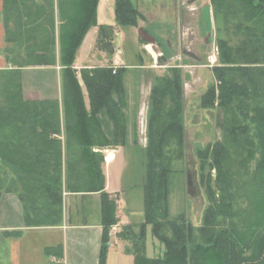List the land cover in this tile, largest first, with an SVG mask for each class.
<instances>
[{
	"label": "trees",
	"instance_id": "1",
	"mask_svg": "<svg viewBox=\"0 0 264 264\" xmlns=\"http://www.w3.org/2000/svg\"><path fill=\"white\" fill-rule=\"evenodd\" d=\"M98 1L58 0L57 43L55 0H3L5 52L11 67L0 70V195L18 194L26 226H54L64 220V192L100 193L103 233L98 264H105L111 228L119 218L117 201L106 191L101 149L127 142L118 135L125 131L126 66L83 68L87 105L74 64L88 30L98 25ZM211 4L226 23L241 18L235 23L241 40L232 46L218 38L219 62L212 70L216 83L201 96L202 107L223 109V140L198 150L201 161L214 171L207 177L209 204L198 235L186 213L175 218L169 214L171 169L165 147L172 139L180 147L184 140L183 85L174 67L172 74L156 80L151 92L144 220L137 232L132 224L120 232L134 264H264V0ZM140 18L131 0H116L117 25H138ZM114 34L115 26L100 25L97 47L114 53ZM56 64L61 66V98H27L22 69ZM105 116L115 125L113 136L105 129ZM239 175L246 177L243 193L237 190ZM148 226L165 246L161 257L147 255ZM47 252L62 256L63 247Z\"/></svg>",
	"mask_w": 264,
	"mask_h": 264
},
{
	"label": "rangeland",
	"instance_id": "2",
	"mask_svg": "<svg viewBox=\"0 0 264 264\" xmlns=\"http://www.w3.org/2000/svg\"><path fill=\"white\" fill-rule=\"evenodd\" d=\"M110 1H102L103 15L104 19L111 17L115 22V14L113 15L112 11L108 9ZM173 1L131 0L137 9L142 5L145 10H155L156 20L148 19L142 26L145 27V33L140 35L138 25H116L115 34L119 33L122 37L119 42V50L114 47L115 51L111 53L106 49L98 48L97 44V49L90 48L92 36L90 34H92V28L95 27L92 26L76 52L75 63L83 66V68H90L84 67V65L90 64H97L93 67L109 64L116 67L126 66L124 74L125 131H121L118 135L126 136L127 142L124 145L108 146L105 149L109 150L107 158L109 161L112 154L115 153L114 160L107 166V175L110 190L119 191L114 195L111 194L112 198L117 201L118 218L122 214L124 221L138 224L144 220L145 216L143 183L147 163L146 151L150 136L149 117L152 87L158 78L172 74L171 68L176 67L180 70L183 85V112L180 117L184 128V140L180 147L176 139H172L165 147L166 162L171 169L169 175V214L171 218H175L182 212L186 213L195 228V234L198 235V227L203 222V216L209 204L207 177L210 171L214 172L210 168L209 162L204 163L198 157V150L223 140V109L221 107H202L201 96L208 86L216 83L212 70L219 62L218 38L223 37L232 46H236L241 40V36L235 32V23L241 18L238 16L237 18L232 17L229 23H226L222 14L216 15L214 13L211 0H199L198 7L191 14V20L195 18L194 15L199 14V23H202L203 16H206V30L201 39L205 41L207 38V44L203 47L205 55H202H204V59L201 61L189 59V61L182 64L179 62L172 64L171 62L160 66L153 58L156 53H159L158 42H162V45L169 49L163 34L172 35L175 25L171 8H162V4H170ZM182 2L184 5L187 4L186 0H182ZM74 13H77L76 16H78V12L74 11ZM178 34H181V32L178 31ZM147 43H152L150 51L145 49L147 47L144 44L147 45ZM213 54L217 57L215 63L210 60V56ZM114 59L118 62H115ZM83 68L76 69L88 105V93L81 78ZM196 69L201 80L196 75ZM114 97L118 99L116 95ZM105 118L108 121L105 129L109 135L113 136L115 125L112 120L106 116ZM117 147L119 150L116 151ZM179 149L182 152L181 156ZM105 163L103 165L104 169H106ZM189 171L194 189L193 194L189 193L188 189ZM203 177L205 178L204 181ZM245 182L246 177L244 175L237 177V190L240 193H243L245 187H247ZM73 201H75L74 197L64 199V214L67 217L71 216L74 222H79L84 216L79 207L82 203L78 201L79 205L77 204V212H75L76 209L72 208ZM243 201L246 202L245 198L241 200V204L244 205ZM85 210L89 211V208ZM92 212L94 213V208ZM96 216H98V213L92 217L96 218ZM148 227L151 229V226ZM168 233L170 234V231ZM146 247L149 257H161L165 251L164 244L150 230L146 239Z\"/></svg>",
	"mask_w": 264,
	"mask_h": 264
},
{
	"label": "crops",
	"instance_id": "3",
	"mask_svg": "<svg viewBox=\"0 0 264 264\" xmlns=\"http://www.w3.org/2000/svg\"><path fill=\"white\" fill-rule=\"evenodd\" d=\"M62 4H63V0ZM102 1H98L97 6V23L92 28L90 48H96L100 25L116 26L113 19H104ZM184 1V0H183ZM198 1L184 5L182 0H174L170 4H162V8H171L174 19L172 35L163 34L169 49L158 42L159 53L153 58L157 60L160 54H164L168 63L177 64L186 61L204 59L203 47L207 44V38L202 41V35L206 30V16H203V22L199 23L200 15H194L191 20V14L198 7ZM76 3V1H75ZM56 4V42H59V28L61 21L57 11L58 0ZM73 4V3H72ZM109 10L115 14V0L109 2ZM74 8V7H73ZM142 14L139 19L138 27L140 35L145 33L143 24L148 19L156 20L155 10H145L144 7L138 8ZM3 0H0V70L10 68L11 65L6 57L5 48L7 47L6 32L2 22ZM144 12V13H143ZM170 12V11H169ZM181 34L177 35V32ZM120 35V39H121ZM204 39V37H203ZM152 43L144 44L145 49L150 51ZM154 44V43H153ZM143 49V48H142ZM173 53V54H172ZM204 54V55H202ZM171 55V56H170ZM117 56V55H116ZM170 56V57H169ZM177 60V61H176ZM115 62H118L114 59ZM176 61V62H175ZM167 63V64H168ZM97 64L84 65V67H93ZM158 65V64H157ZM180 65V64H179ZM74 66L77 69L83 66ZM198 69V67H196ZM196 75H198V71ZM201 80V78L199 77ZM22 83L24 94L31 99H57L61 98V66L45 65L31 66L22 69ZM119 150L118 147L116 151ZM108 149L105 153V173H106V191L116 194L119 191H111L107 175V166L114 160L115 153L109 161ZM107 156V157H106ZM74 197L75 201L72 208L77 212L78 201H81L79 207L84 214L83 219L74 222L70 217L64 214L62 223L54 226H26L24 220V207L16 192H3L0 195V264H98L99 254L102 243L103 227L101 223V197L100 193L81 194L64 192V199ZM82 198V200H81ZM73 199V198H72ZM79 199V200H78ZM78 200V201H76ZM78 204V205H77ZM89 208L88 210H85ZM94 208V213L92 212ZM98 213L96 218L92 216ZM92 214V215H91ZM87 215V216H86ZM89 215V216H88ZM134 225V231H138V223L124 221L122 214L119 216V222L111 228L109 247L105 264H134V254L126 250L128 242L120 236V232L125 225ZM150 227L147 230V237ZM62 245V256L56 253H48L47 249Z\"/></svg>",
	"mask_w": 264,
	"mask_h": 264
},
{
	"label": "water",
	"instance_id": "4",
	"mask_svg": "<svg viewBox=\"0 0 264 264\" xmlns=\"http://www.w3.org/2000/svg\"><path fill=\"white\" fill-rule=\"evenodd\" d=\"M189 3H193L196 0H188ZM119 42H120V34L116 33L114 35V41H113V46L119 50ZM157 64L158 65H166L168 63V59L164 54H160L157 58ZM104 150V149H101ZM188 189H189V193L193 194L194 193V189H193V185H192V179H191V173L189 171L188 173ZM216 193L218 194V189L215 187Z\"/></svg>",
	"mask_w": 264,
	"mask_h": 264
},
{
	"label": "built area",
	"instance_id": "5",
	"mask_svg": "<svg viewBox=\"0 0 264 264\" xmlns=\"http://www.w3.org/2000/svg\"><path fill=\"white\" fill-rule=\"evenodd\" d=\"M210 60H211L212 63H215V61H217V57L215 56V54H213L212 56H210Z\"/></svg>",
	"mask_w": 264,
	"mask_h": 264
}]
</instances>
